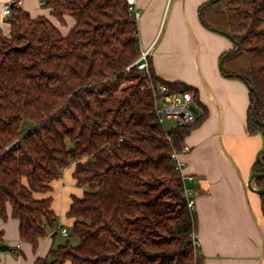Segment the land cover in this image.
Wrapping results in <instances>:
<instances>
[{"label":"trees","instance_id":"trees-1","mask_svg":"<svg viewBox=\"0 0 264 264\" xmlns=\"http://www.w3.org/2000/svg\"><path fill=\"white\" fill-rule=\"evenodd\" d=\"M40 1L61 26L74 25L65 35L49 17L13 6L10 33L0 35V219L11 208L34 251L52 232L55 240L54 184L73 166L83 195L66 215L70 239L38 264H202L173 158L195 124L166 131L155 112L160 86L196 90L162 80L151 63L150 79L134 66L140 38L127 0ZM206 10L226 13L240 49L223 56L224 73L256 91L248 130L264 136V0H213ZM263 164L264 156L254 173ZM254 185L264 189V177Z\"/></svg>","mask_w":264,"mask_h":264},{"label":"crops","instance_id":"crops-1","mask_svg":"<svg viewBox=\"0 0 264 264\" xmlns=\"http://www.w3.org/2000/svg\"><path fill=\"white\" fill-rule=\"evenodd\" d=\"M18 1L33 18L49 17L65 35L74 25L67 18L66 26H61L40 0H0V35L8 36L11 30L9 18L3 14L5 5ZM212 1L137 0L141 13L137 21L140 52L151 49L150 63L159 78L195 89L203 110L185 140L184 146L190 151L178 157L182 174L194 178L187 186L195 198V239L202 264H264L261 198L248 185L264 150V136L251 135L248 130V85L221 69L223 56L237 46L205 25L203 13ZM222 30L226 32L228 27ZM73 173L72 166L54 184L58 237L54 240L52 232L34 251L31 245L21 242L19 223L11 217L9 208L8 220L0 219V231L4 233L3 245L12 251H0V264H38L66 242L60 243V229L71 232L73 222L66 215L72 196L83 195ZM253 186L256 188L254 182Z\"/></svg>","mask_w":264,"mask_h":264},{"label":"built area","instance_id":"built-area-1","mask_svg":"<svg viewBox=\"0 0 264 264\" xmlns=\"http://www.w3.org/2000/svg\"><path fill=\"white\" fill-rule=\"evenodd\" d=\"M130 15L137 22L141 16L140 11L137 8V0H127ZM17 6L21 8L22 2H10L5 5L3 14L5 18L11 16V8ZM151 49L141 52L139 59L135 62L134 66L146 77L150 79L151 73L149 70ZM155 112L159 124L164 128V122L166 120H174L176 126H187L196 122L199 115H202L203 110L199 102L197 101L194 93H170L167 86H160L158 97L156 100ZM169 139V138H168ZM190 148L184 146L182 153L189 152ZM180 153L174 152L173 158L176 161V169L181 173L184 180V196L188 203V208L193 211L195 206V198L193 197L192 189L188 188L187 183L193 181V176L185 177L182 174L183 165L178 161ZM61 233L64 237L69 235L68 231L63 228ZM196 248L197 247V244Z\"/></svg>","mask_w":264,"mask_h":264},{"label":"rangeland","instance_id":"rangeland-1","mask_svg":"<svg viewBox=\"0 0 264 264\" xmlns=\"http://www.w3.org/2000/svg\"><path fill=\"white\" fill-rule=\"evenodd\" d=\"M204 18H205L206 22L208 23V25L210 24L211 26H213V28L224 29V28L228 27V25H227V16H226V13L223 10H219L218 15L214 16L213 19L209 18L208 11L206 10V15H204ZM243 65L244 64L238 65L237 69L238 70H242ZM175 127H176V123H175L174 120H166L164 122V129L166 131H171ZM67 239H70V238H66V237H62L61 236L60 237V243L61 242H65V240H67Z\"/></svg>","mask_w":264,"mask_h":264},{"label":"water","instance_id":"water-1","mask_svg":"<svg viewBox=\"0 0 264 264\" xmlns=\"http://www.w3.org/2000/svg\"><path fill=\"white\" fill-rule=\"evenodd\" d=\"M212 30H214V31H216V32H220V33L226 35L227 37H229L230 39L233 40V36H232L230 33H227V32H221V31H219V30H217V29H212ZM239 49H240V47L237 48V51H238ZM221 69H222V71H223V73H224L223 65H221ZM224 74H225V73H224ZM234 76H235L236 78H240V79L244 80V77H243L242 75H240V74H236V75H234ZM250 90H252V92H254V93L256 94V91H255L254 89H251V88H250ZM253 115H254V117H255L256 122H258L259 124H261L260 121L258 120V117H257V114H256V110H255V108H254V110H253ZM262 156H264V150H262L261 153L259 154L258 159H257L258 162H262ZM263 165H264V164H263ZM259 177H264V174L254 173V174L251 176L248 185H249V188H250L252 191L256 192L257 194H262V193H264V189H256V188H254V186H253V182H254V180H255L256 178H259ZM0 251H2V252H6V251H12V249H11L9 246H7V245H1V246H0Z\"/></svg>","mask_w":264,"mask_h":264}]
</instances>
